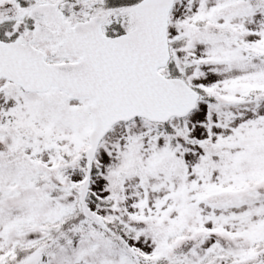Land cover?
Returning a JSON list of instances; mask_svg holds the SVG:
<instances>
[{"label":"snow or ice","instance_id":"1","mask_svg":"<svg viewBox=\"0 0 264 264\" xmlns=\"http://www.w3.org/2000/svg\"><path fill=\"white\" fill-rule=\"evenodd\" d=\"M0 264H264V0H0Z\"/></svg>","mask_w":264,"mask_h":264}]
</instances>
